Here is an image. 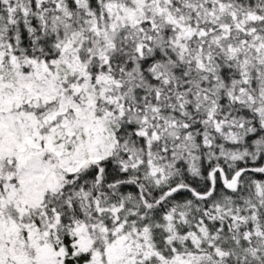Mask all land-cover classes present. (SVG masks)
<instances>
[{"label":"snow or ice","instance_id":"obj_1","mask_svg":"<svg viewBox=\"0 0 264 264\" xmlns=\"http://www.w3.org/2000/svg\"><path fill=\"white\" fill-rule=\"evenodd\" d=\"M0 264H264V0H0Z\"/></svg>","mask_w":264,"mask_h":264}]
</instances>
